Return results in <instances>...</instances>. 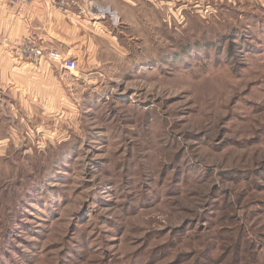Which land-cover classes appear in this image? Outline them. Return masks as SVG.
Wrapping results in <instances>:
<instances>
[{"label": "rangeland", "instance_id": "374dc122", "mask_svg": "<svg viewBox=\"0 0 264 264\" xmlns=\"http://www.w3.org/2000/svg\"><path fill=\"white\" fill-rule=\"evenodd\" d=\"M89 3L0 76V264H264V0Z\"/></svg>", "mask_w": 264, "mask_h": 264}, {"label": "crops", "instance_id": "0c3cea01", "mask_svg": "<svg viewBox=\"0 0 264 264\" xmlns=\"http://www.w3.org/2000/svg\"><path fill=\"white\" fill-rule=\"evenodd\" d=\"M53 1L0 0V76L3 71H19V67L14 66L20 59L18 47L28 40L34 41L46 54L57 51L79 61L85 57L96 58L98 33L92 31L93 25L84 16L85 7L61 12ZM92 1L104 8L103 11H114L116 16L125 11H147L153 7V0Z\"/></svg>", "mask_w": 264, "mask_h": 264}, {"label": "built area", "instance_id": "2783aa9c", "mask_svg": "<svg viewBox=\"0 0 264 264\" xmlns=\"http://www.w3.org/2000/svg\"><path fill=\"white\" fill-rule=\"evenodd\" d=\"M82 1H89V10L93 13L98 11L104 12L102 9L94 7L91 3L92 0H54L53 5L61 12H66L69 9L80 6ZM18 54L20 57H27L34 63L40 62L44 57H48L50 60L58 62L64 69L74 70L76 69V61L72 58H67L62 53L52 51L46 54V52L39 47L34 41H25L21 46L18 47Z\"/></svg>", "mask_w": 264, "mask_h": 264}, {"label": "trees", "instance_id": "16d2710c", "mask_svg": "<svg viewBox=\"0 0 264 264\" xmlns=\"http://www.w3.org/2000/svg\"><path fill=\"white\" fill-rule=\"evenodd\" d=\"M246 45H247V44H245V46H246ZM228 50H229L230 52L233 53V52H235L236 49H235L234 47H232V48L228 47L227 51H228Z\"/></svg>", "mask_w": 264, "mask_h": 264}]
</instances>
